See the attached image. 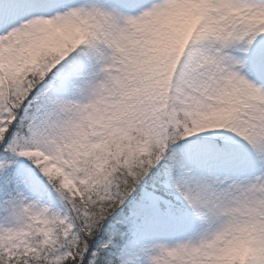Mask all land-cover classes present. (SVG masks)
Here are the masks:
<instances>
[{
  "label": "snow or ice",
  "instance_id": "6c2138e0",
  "mask_svg": "<svg viewBox=\"0 0 264 264\" xmlns=\"http://www.w3.org/2000/svg\"><path fill=\"white\" fill-rule=\"evenodd\" d=\"M0 264H264V0H0Z\"/></svg>",
  "mask_w": 264,
  "mask_h": 264
}]
</instances>
